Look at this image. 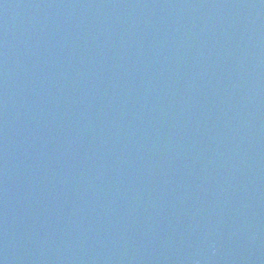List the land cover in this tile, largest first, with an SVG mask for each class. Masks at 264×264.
<instances>
[{"label":"water","instance_id":"water-1","mask_svg":"<svg viewBox=\"0 0 264 264\" xmlns=\"http://www.w3.org/2000/svg\"><path fill=\"white\" fill-rule=\"evenodd\" d=\"M0 264H264V0H0Z\"/></svg>","mask_w":264,"mask_h":264}]
</instances>
